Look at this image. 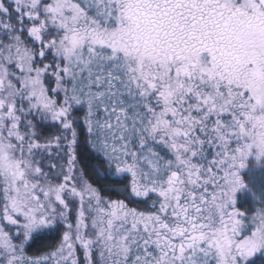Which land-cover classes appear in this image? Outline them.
Listing matches in <instances>:
<instances>
[{
    "label": "snow or ice",
    "instance_id": "snow-or-ice-1",
    "mask_svg": "<svg viewBox=\"0 0 264 264\" xmlns=\"http://www.w3.org/2000/svg\"><path fill=\"white\" fill-rule=\"evenodd\" d=\"M0 264H264V0H0Z\"/></svg>",
    "mask_w": 264,
    "mask_h": 264
}]
</instances>
